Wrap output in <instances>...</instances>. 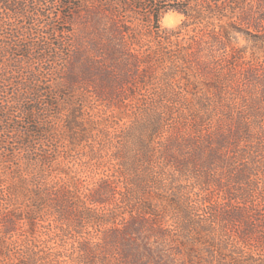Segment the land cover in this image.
<instances>
[{
    "label": "trees",
    "instance_id": "1",
    "mask_svg": "<svg viewBox=\"0 0 264 264\" xmlns=\"http://www.w3.org/2000/svg\"><path fill=\"white\" fill-rule=\"evenodd\" d=\"M92 2L0 0V264H264V0Z\"/></svg>",
    "mask_w": 264,
    "mask_h": 264
},
{
    "label": "rangeland",
    "instance_id": "2",
    "mask_svg": "<svg viewBox=\"0 0 264 264\" xmlns=\"http://www.w3.org/2000/svg\"><path fill=\"white\" fill-rule=\"evenodd\" d=\"M93 0H82V10L79 14L75 15L74 17V27L76 28V39L81 42L82 45L86 46V49L84 53L81 54V56H85L87 53H89V56H91L92 51H93V46L91 44V33H90V15L93 14ZM114 18H110L109 20H113ZM185 19V16L183 13L177 11V10H169L165 13L162 14L161 20H160V26L163 29H171L179 26L183 20ZM135 22L137 23L138 27H142L143 32L147 33V35L153 34V28L147 22L146 17L138 16L135 17ZM204 24H201L198 27H195L193 30H190L183 36V42H188L190 41L188 46L190 49H196L197 46V41L199 39V36H202L206 33V31L203 28ZM190 37L192 38L191 40ZM239 42L241 45H248L249 47L251 46L252 48H256L252 44L251 40H248L246 38H243L242 36L239 39ZM79 45V44H78ZM262 50H260L259 54H264V47H261ZM91 53V54H90ZM261 63V62H260ZM262 64V63H261ZM144 68V67H143ZM141 67H137V71L141 72ZM160 70L162 69L159 68ZM153 76V78H152ZM156 73L150 74L148 83L145 84L143 81L141 83L135 82L136 87L135 90L132 92L136 93V97L142 98V99H151L153 97V94L158 91V87L160 85L157 83L155 80ZM203 77H206L203 75ZM142 73H139L136 75L135 80H142ZM152 79V80H151ZM154 91V93H153ZM106 102H110V99L108 98ZM135 102L134 100H131L129 103Z\"/></svg>",
    "mask_w": 264,
    "mask_h": 264
}]
</instances>
